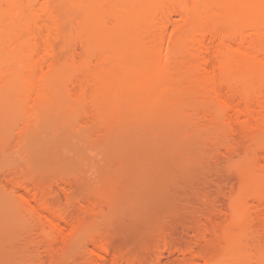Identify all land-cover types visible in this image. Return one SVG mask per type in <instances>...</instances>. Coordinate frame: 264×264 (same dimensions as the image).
<instances>
[{
	"label": "rangeland",
	"instance_id": "obj_1",
	"mask_svg": "<svg viewBox=\"0 0 264 264\" xmlns=\"http://www.w3.org/2000/svg\"><path fill=\"white\" fill-rule=\"evenodd\" d=\"M75 38L68 46L57 41L60 57L83 51ZM185 57L181 48L176 59ZM53 85L59 102L31 118V134L23 138L16 128L25 113L0 96V264L99 262L82 241L88 234L68 243L49 237L5 180L15 175L38 180L55 206L134 260L197 264L195 250L217 251L232 201L244 190L248 156L264 157V128L255 121L230 126L213 103L192 95L164 104L156 89H147L148 100L138 103L140 90L123 82L120 95L102 91L68 101L67 89L80 84L56 79Z\"/></svg>",
	"mask_w": 264,
	"mask_h": 264
},
{
	"label": "bare ground",
	"instance_id": "obj_2",
	"mask_svg": "<svg viewBox=\"0 0 264 264\" xmlns=\"http://www.w3.org/2000/svg\"><path fill=\"white\" fill-rule=\"evenodd\" d=\"M71 30L83 51L60 57L57 41L69 45ZM181 48L182 63L176 59ZM56 79L80 84L67 89L68 101L102 91L120 95L127 82L140 90L138 103L148 100L147 89H156L164 104L192 95L213 103L230 126L255 121L263 129L264 0H0V96L25 113L16 128L22 138L31 134L26 129L35 115L59 102ZM86 80L89 89L82 87ZM252 156L241 198L232 201L220 229L218 250H195L197 264H264V157ZM5 180L49 237L68 243L85 233L88 240L82 241L97 264H145L113 251L85 220L55 206L38 180Z\"/></svg>",
	"mask_w": 264,
	"mask_h": 264
}]
</instances>
